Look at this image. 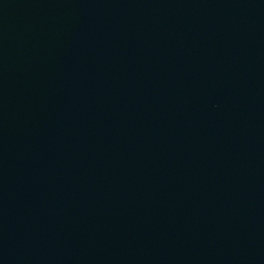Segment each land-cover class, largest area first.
Segmentation results:
<instances>
[{
    "label": "water",
    "instance_id": "1",
    "mask_svg": "<svg viewBox=\"0 0 264 264\" xmlns=\"http://www.w3.org/2000/svg\"><path fill=\"white\" fill-rule=\"evenodd\" d=\"M0 264H264V0H0Z\"/></svg>",
    "mask_w": 264,
    "mask_h": 264
}]
</instances>
